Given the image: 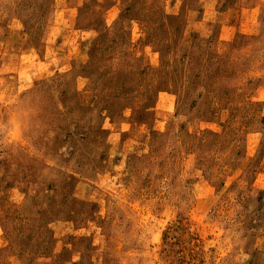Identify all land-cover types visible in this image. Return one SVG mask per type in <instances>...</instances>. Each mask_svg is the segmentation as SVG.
I'll return each mask as SVG.
<instances>
[{
	"label": "rangeland",
	"instance_id": "374dc122",
	"mask_svg": "<svg viewBox=\"0 0 264 264\" xmlns=\"http://www.w3.org/2000/svg\"><path fill=\"white\" fill-rule=\"evenodd\" d=\"M0 264H264V0H0Z\"/></svg>",
	"mask_w": 264,
	"mask_h": 264
}]
</instances>
